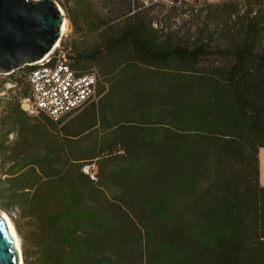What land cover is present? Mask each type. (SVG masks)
Listing matches in <instances>:
<instances>
[{
	"label": "trees",
	"instance_id": "1",
	"mask_svg": "<svg viewBox=\"0 0 264 264\" xmlns=\"http://www.w3.org/2000/svg\"><path fill=\"white\" fill-rule=\"evenodd\" d=\"M70 2L74 32L93 38L61 45L73 70L97 68L98 103L29 115L26 66L0 107V194L21 210L24 264H264V0L210 6L232 60L212 69L211 39H161L130 0H101L105 14Z\"/></svg>",
	"mask_w": 264,
	"mask_h": 264
},
{
	"label": "rangeland",
	"instance_id": "2",
	"mask_svg": "<svg viewBox=\"0 0 264 264\" xmlns=\"http://www.w3.org/2000/svg\"><path fill=\"white\" fill-rule=\"evenodd\" d=\"M62 9L65 14L66 21V34L63 36L62 44L66 42H72V48L75 46H81L82 43H90L92 36L82 39L79 33L74 32L73 25L69 20V12L73 16V6L74 3H71L70 0H54ZM120 0H117L119 3ZM125 3L128 0H121ZM132 6L139 7L140 10H144L150 18L153 28L157 29L159 38L164 39L172 38L174 42L183 47L193 48L198 44L205 42L207 39H211L213 54L207 56L203 62L202 67L204 69H212L213 67L229 66L232 62L229 55V36L225 32V20L228 18L220 17L218 18L216 9H211L210 6H218L224 2L226 3H235L239 2V8L241 9L240 15L246 10V0H130ZM91 8L94 11L101 12L103 14V7L101 0H89ZM257 6L255 10L257 11ZM76 19H79L76 17ZM79 21V20H77ZM231 24L235 26V33L241 35V32L244 30V25L246 20L240 21L236 17L230 19ZM223 22V23H221ZM67 36V37H66ZM262 40L259 42L258 50H264V31L261 34ZM66 37V38H65ZM60 44V43H59ZM58 44V46H59ZM57 46V47H58ZM72 56V52L68 54V59ZM90 71H94L98 74L96 67L89 68ZM100 78V83L104 82L102 77ZM14 78H11L6 75L0 76V83L5 81L2 88L0 89V107L3 106V103L7 100L9 93L12 90L16 89V84L13 81ZM99 97L96 96L89 104H97ZM14 139L13 135L10 137V141ZM8 165L0 160V173L2 179L8 178L6 175ZM94 168V167H93ZM85 172H90L89 167L85 168ZM259 181L260 185L264 187V148L259 152ZM3 190L9 191V184L6 182L3 184ZM8 193L0 194V214L6 215L11 221L14 229V218H19L21 210L13 205L12 202L8 199ZM16 230V229H15ZM17 233V232H16ZM19 238L20 247L22 250V242ZM23 254V250H22ZM24 264V256H23Z\"/></svg>",
	"mask_w": 264,
	"mask_h": 264
},
{
	"label": "water",
	"instance_id": "3",
	"mask_svg": "<svg viewBox=\"0 0 264 264\" xmlns=\"http://www.w3.org/2000/svg\"><path fill=\"white\" fill-rule=\"evenodd\" d=\"M64 22L54 0H0V76L45 59L61 40ZM22 259L0 214V264H20Z\"/></svg>",
	"mask_w": 264,
	"mask_h": 264
},
{
	"label": "built area",
	"instance_id": "4",
	"mask_svg": "<svg viewBox=\"0 0 264 264\" xmlns=\"http://www.w3.org/2000/svg\"><path fill=\"white\" fill-rule=\"evenodd\" d=\"M61 44L42 61L29 65L32 68L25 76L31 91L22 99L29 115L38 117L45 114L56 122L91 102L96 97L99 83L95 72L79 73L72 69L65 58L70 49H63ZM24 68L26 66L15 72L22 74Z\"/></svg>",
	"mask_w": 264,
	"mask_h": 264
},
{
	"label": "bare ground",
	"instance_id": "5",
	"mask_svg": "<svg viewBox=\"0 0 264 264\" xmlns=\"http://www.w3.org/2000/svg\"><path fill=\"white\" fill-rule=\"evenodd\" d=\"M65 23H66V21L64 22V26H63V30H62L63 34L67 31V30H66L67 28H66ZM65 30H66V31H65ZM59 43H60V41L56 44V47L58 46ZM56 47H55V48H56ZM1 215H2V214H1ZM2 216H4V218H6L7 223H8V227H9L11 233L14 235V237H16V240H17V246H18V248L20 249V254H21V257H22V251H21V247H20V243H19V240H18V236H17L16 230L14 229V227H13L11 221L9 220V218H8L6 215H4V214H3ZM22 261H23V259L21 260L20 264H23Z\"/></svg>",
	"mask_w": 264,
	"mask_h": 264
},
{
	"label": "crops",
	"instance_id": "6",
	"mask_svg": "<svg viewBox=\"0 0 264 264\" xmlns=\"http://www.w3.org/2000/svg\"><path fill=\"white\" fill-rule=\"evenodd\" d=\"M65 25H66V23H65ZM66 30H67V29H66ZM66 30H65V31H66Z\"/></svg>",
	"mask_w": 264,
	"mask_h": 264
}]
</instances>
